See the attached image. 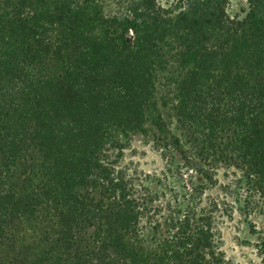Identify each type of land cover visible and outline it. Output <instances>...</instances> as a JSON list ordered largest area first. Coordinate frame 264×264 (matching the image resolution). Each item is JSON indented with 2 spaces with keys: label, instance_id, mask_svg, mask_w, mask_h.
Segmentation results:
<instances>
[{
  "label": "trees",
  "instance_id": "obj_1",
  "mask_svg": "<svg viewBox=\"0 0 264 264\" xmlns=\"http://www.w3.org/2000/svg\"><path fill=\"white\" fill-rule=\"evenodd\" d=\"M229 1L0 0V264L220 263L214 161L264 196V0L241 19ZM148 121L203 180L187 198L128 193L104 163Z\"/></svg>",
  "mask_w": 264,
  "mask_h": 264
},
{
  "label": "rangeland",
  "instance_id": "obj_2",
  "mask_svg": "<svg viewBox=\"0 0 264 264\" xmlns=\"http://www.w3.org/2000/svg\"><path fill=\"white\" fill-rule=\"evenodd\" d=\"M158 2L166 7L178 4L179 0ZM247 11V0H230L226 6V14L231 18L241 19ZM167 88L162 77L156 105L166 128L179 136L182 131L173 109V92L167 93ZM159 135L156 126L148 121L143 130L123 134L118 144H106L102 159L112 175L123 180L128 193L131 187L137 194L140 188L147 187L155 203H163L174 196L187 198L184 194L192 186L190 181L196 184L203 180L186 170L173 146L156 140ZM202 160L208 162L210 159L204 156ZM214 163L216 182L213 185L204 182L199 200L205 209L216 204L211 214L219 264H264V196L249 187L241 169L226 166L224 161L215 160Z\"/></svg>",
  "mask_w": 264,
  "mask_h": 264
}]
</instances>
